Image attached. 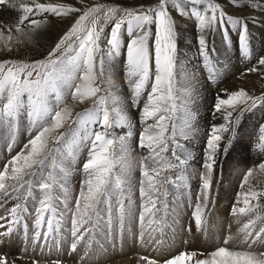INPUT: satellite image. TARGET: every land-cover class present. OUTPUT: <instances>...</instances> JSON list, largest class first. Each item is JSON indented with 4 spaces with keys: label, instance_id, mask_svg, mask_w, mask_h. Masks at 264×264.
<instances>
[{
    "label": "rangeland",
    "instance_id": "rangeland-1",
    "mask_svg": "<svg viewBox=\"0 0 264 264\" xmlns=\"http://www.w3.org/2000/svg\"><path fill=\"white\" fill-rule=\"evenodd\" d=\"M43 1L45 3L46 1L64 3L81 9V11L94 4L142 10L140 6L146 9L158 2V0ZM209 2L210 0H197L196 3H190L189 0H176L180 8L185 11V15H181L176 9L169 7L175 25L176 44V73L174 78L176 91L174 94L177 96V110L173 122L178 131L183 129L184 134L177 135L175 143L170 141L168 145L170 150L161 154L175 166L167 168L161 173L160 182L156 185L158 192L149 189L148 180L142 175L144 171L142 165L149 170L158 167V165L149 158L151 155L149 148L139 147L140 134L146 127V123L153 124L155 122L153 119H148L145 123L142 112L143 106L147 102L152 80H149V86L142 93L139 102H133L132 89L128 88L130 85L129 77L127 70L125 71L127 69L126 45L129 37L122 28L123 46L120 54L111 59L105 57L103 75L105 79L112 81L115 86L113 91L119 97L124 95L129 100L128 102L121 100L128 118V124L110 129L111 136L113 138L127 136L129 131L132 135L127 136L126 151L121 152L117 149L114 152V167L109 191L107 196L102 197L96 205L95 214L90 213L92 220H98L103 231L109 233L110 242H112L111 233L115 232L117 235L116 240L114 239L115 243L112 242L110 245L112 246L109 249L111 252L106 258H101L100 251L105 250L106 245H99L101 248L97 249L98 241L95 240L94 242V239L89 241L87 234L88 237L85 235V240L77 245L75 251H72L70 247L74 239L71 237L70 231L75 201L79 198L82 190L86 191L84 182L88 177L83 171V163L88 158L86 154L89 153V142L85 140L78 148H74V159L69 157L66 143L71 142L72 134L79 127L69 122L60 130L65 133L61 142L50 144V147L59 150L53 155L65 172L57 171L55 173L63 188L54 186L52 207L55 211L50 210L45 213V221L51 219L53 222V232L48 234V238L46 240L43 238L44 233L47 232L46 223L40 229H37L35 225V209L39 207L42 193L35 186L34 177L32 178V194L26 200L23 197L27 195V185L25 189H21V199H16L13 196L4 197L0 194V216L7 217L8 210L16 203H24L27 207V213L23 215L20 223L14 226L13 233L10 236L0 237V257L7 258L8 264H107L115 256L130 255V252L138 248L137 246L143 244L141 249L148 252V256L144 254V257L146 255L148 259L157 261V264H164L167 259L182 252H195L197 253L195 259H203L219 247H227L235 251L264 252V234L249 249L248 244L245 243L246 234L240 231L249 220L255 221L249 231H258L264 227V195H260L257 200L251 201L252 205H255L252 211L247 214L238 212L240 207H245L243 204L244 193L253 190L264 193V170L259 168V165L264 163V147H262L264 140H261V136L264 135V132L261 131L264 127V102H257L255 108L248 110L251 105L249 102V106H245V110L240 113L233 127L228 132L219 133L222 139L219 142L220 147L210 173L211 188L206 201L202 188L204 178L209 175L207 168L203 167L206 160L207 139L213 127L220 128L226 123L223 112H218L219 117L213 116V113H216V103L219 99H226L228 94L239 89L246 90L253 97L264 95V66L258 63L259 58L264 57V47L261 46V42H264V0H235V3L232 0H211V2L219 4L226 15L222 22L218 18L212 29L201 31L198 26L199 22L192 15V11L205 10ZM19 4L18 0H8V3L0 9L6 14L10 13L13 17L18 18L20 17ZM44 14H48L49 18L61 26L54 29L43 23L41 27L34 29L25 21L22 27L25 31L30 32V36L20 37L22 41L20 43L16 42L14 32L17 25L16 20L6 23L0 19V27L13 29L14 37L11 43V52L6 50L4 42H0V61L22 60L31 63L45 59L50 49L70 29L81 13L73 12L66 16ZM228 17L242 19L247 25L250 57L247 60L244 59L243 56L245 55L241 50L240 35L242 29L239 25L234 26L229 22ZM35 18L39 19L40 16L36 15L29 19ZM110 29L111 24L107 25L104 33H102L100 41L102 51L107 47L106 38L109 36ZM156 31V25H152L151 33L153 35L149 39L150 50ZM200 35H203L207 42V56L202 54L198 44V36ZM37 46L39 47L37 48ZM230 48L234 50L232 51ZM230 50L231 52L236 50L237 54L239 52L240 56L236 62L227 61L228 58L226 61L219 60L217 62L223 57L224 51L229 53ZM209 55L216 58L212 60ZM118 62H124V65H120ZM115 63L118 68L114 67ZM253 68L256 70L249 71ZM260 76L263 78H259ZM66 103L72 106L73 120L76 113L83 112L92 106L87 101L75 103L70 98L66 100ZM237 112H240V109H237ZM237 112L233 113L234 118L237 116ZM186 124L187 126H185ZM169 127H171V122ZM92 130L102 131L95 125L92 126ZM35 133L36 129L30 127L28 120L23 115L19 119L14 141L9 140L6 132L0 129V172H3L5 165H8L10 166L8 177L11 176L12 165L9 162L18 153L27 151L25 145ZM175 144L180 147L176 148ZM259 146L262 148L261 151L260 148L258 149ZM173 149L175 156H179L182 163H177L171 152ZM249 170H252L253 174L248 177V182L244 183ZM116 177H119L123 182L120 187H117L114 182ZM6 179L4 181L6 185L14 183L11 179ZM142 182L145 192H148L149 196L156 202V208L152 213H144L143 221L140 220L141 212L145 206L150 208L151 204L148 202V197L141 196ZM121 201L125 208L122 226L118 222L117 211V204ZM198 204L203 211V222L199 228L194 219L195 208ZM82 206L83 201H81ZM234 207L237 209L236 214H233ZM27 217H31V220L28 221ZM78 217L76 216L77 220L80 219ZM7 218L11 219V217ZM63 220L65 221L62 222ZM131 221L132 230H130L129 224ZM154 222V227L151 228L150 226ZM0 223H5L7 227L6 221L0 220ZM87 226L85 225V227ZM161 226H164L165 230L163 229V234L160 236ZM111 227L114 228V231L111 230ZM188 228H190L189 234L187 233ZM5 230L6 228L0 229V232ZM36 231L41 232L39 241L34 238ZM103 231L97 232L101 234ZM125 232L128 233L130 239L127 246H125L127 239H123ZM254 234L253 231V236ZM225 240H227L226 244ZM160 244L162 250L158 254L157 250L161 247H156Z\"/></svg>",
    "mask_w": 264,
    "mask_h": 264
},
{
    "label": "snow or ice",
    "instance_id": "snow-or-ice-1",
    "mask_svg": "<svg viewBox=\"0 0 264 264\" xmlns=\"http://www.w3.org/2000/svg\"><path fill=\"white\" fill-rule=\"evenodd\" d=\"M189 2L196 3L197 0H189ZM232 2L235 3V0ZM7 3L8 0H0V4ZM169 7L176 9L181 15L186 14L176 0H158L155 5L146 9L140 6L142 10L94 4L81 11L64 3H42L37 0H22L19 4L22 14L14 29L17 43L22 42L20 37L30 36V32L22 27L25 21L34 29L43 24V21L29 19L30 16L43 13L56 16H66L73 12L81 13L70 29L50 49L45 59L31 63L22 60L0 61V129L6 132L9 140L14 141L21 115L28 120L30 127L36 129L35 135L25 145L27 151L18 153L9 162L12 165L11 176L8 177V165H5L3 172H0V194L4 197L13 196L21 199V189H25L27 185V195L23 197L26 200L32 194V178H35V186L42 193L39 207L35 209V225L37 229H40L46 223L47 232L43 236L45 240L48 234L53 232L52 220L45 221V213L50 210L55 211L52 207L53 188L54 186L63 188L55 174L57 171L65 172L53 155L59 150L50 147V144L59 143L63 139L65 133L60 130L69 122L79 126L72 134L71 142L66 143L67 154L73 159L75 158L74 148H78L85 140L89 142L88 158L83 163V171L88 177L84 182L86 191L82 190L75 201V211L71 220L70 235L74 238L70 245L72 251H75L77 245L85 240V235H90L92 228L96 227L95 224L92 228L85 225L92 221L90 213L95 214L96 205L102 197L107 196L109 191L114 167V152L117 149L121 152L126 151L127 136L132 135L129 131L127 136L115 138L111 136L109 130L113 127L125 126L128 124V118L121 98L113 91L115 86L103 75L105 57L111 59L120 54L123 46L122 28L129 37L126 45L127 75L135 103L139 102L142 93L149 86V80H152L142 112L145 123L148 119H153L155 122L146 123L139 138V147L149 148L151 150L149 158L158 165L150 170L142 165L144 168L142 175L147 178L149 189L158 192L156 185L160 182L161 173L175 166L161 155L169 150L170 141L175 143V137L184 134L183 129L178 131L173 122L177 110V96L174 94L176 91L174 79L176 44L175 25ZM192 15L197 18L198 26L203 31L212 29L218 18L222 22L226 14L219 4L210 0L205 10H193ZM228 20L234 26L241 27V50L245 56L249 55L247 25L239 18L228 17ZM109 24L111 29L106 38L107 47L102 51L101 36ZM152 25H156L157 31L150 50L149 39L153 35ZM13 39V29L0 27V42H4L9 52L12 51ZM198 44L202 54L207 56V42L203 35L198 36ZM258 63L264 66V57L259 58ZM255 70V68L249 69V71ZM69 98L75 103L87 101L92 106L83 112L76 113L73 120L72 106L66 103ZM249 102L251 105L248 110H251L257 106V102H264V95L253 97L246 90L239 89L228 94L226 99H219L215 105L216 112H223L226 123L220 128L213 127L207 139L206 160L203 167L207 168L209 175L204 178L202 185L205 201L211 188L210 173L222 139L219 133L228 132L233 127L240 113L245 110V106H249ZM237 109H240V112H237ZM234 112H237L235 118ZM170 122L171 127H169ZM94 125L102 131H93ZM261 131L264 132V127ZM261 140H264V135L261 136ZM175 147L180 146L175 144ZM172 155L175 156L174 149ZM175 159L178 164L182 163L179 156H175ZM259 168L264 170V163H261ZM252 174V170H249L244 183L248 182V177ZM6 178L14 183L6 185L4 182ZM114 182L117 187L123 183L119 177H116ZM140 192L142 197H148V202L151 204L150 208L145 206L141 212L140 220L143 221L144 213H152L156 208V202L148 192H145L143 182ZM243 195L245 207H240L238 212L247 214L255 208L251 201L257 200L264 193L253 190ZM81 201H83L82 207ZM117 211L118 222L122 226L125 214L122 201L118 202ZM236 212L237 209L234 207L233 214ZM25 213H27L25 204L16 203L7 213V217L11 219L0 216V220L6 221L7 224L6 227L5 223H0V229L6 228L5 231L0 232V237L10 236L14 226L20 223ZM76 216L80 219L77 220ZM194 219L199 228L203 222V211L199 204L195 208ZM254 223V220H249L240 229L246 234L245 243L248 244L249 249L264 234V227H261L258 231L253 230L255 232L253 236V231L249 229ZM34 238L39 241L41 232L36 231ZM226 243L227 240H225ZM196 256L195 252H182L167 259L164 264H192L193 261L194 264H264V252L235 251L227 247H219L203 259H195ZM141 259L145 260L146 264H157V261L149 260L147 257ZM0 264H8L7 258L0 257Z\"/></svg>",
    "mask_w": 264,
    "mask_h": 264
},
{
    "label": "bare ground",
    "instance_id": "bare-ground-1",
    "mask_svg": "<svg viewBox=\"0 0 264 264\" xmlns=\"http://www.w3.org/2000/svg\"><path fill=\"white\" fill-rule=\"evenodd\" d=\"M20 3L22 2V0H18ZM54 1V0H53ZM37 2H42V3H45V1H43V0H37ZM47 2V1H46ZM4 6V4H1L0 5V7L2 8ZM11 10V9H10ZM19 10V16H21V11H20V8L18 9ZM34 16H36V15H33V16H30L29 18H32V17H34ZM37 16H40V18L39 19H37V18H35V19H37V20H40V21H43V23H46V24H48L49 26H50V28H56V29H58V26H61V25H59V23H57V22H55L52 18H49V16H48V14H39V15H37ZM19 18L20 17H18V18H15V17H13L12 16V14H10V13H8V14H6L5 12H3L1 9H0V19L2 20V21H4V22H10L11 20L13 21V20H16L15 22H16V24L18 23L17 21H19ZM64 21H66V20H64ZM27 23V22H26ZM60 28V27H59ZM60 30V29H59ZM261 41V40H260ZM41 42V41H40ZM39 42V43H40ZM35 43H36V41H35ZM262 44H261V46H263L264 47V42H261ZM39 46H37V48H38ZM236 47V46H235ZM262 47V48H263ZM262 48H261V50H262ZM230 49H232V48H230ZM234 49H232V51H233ZM235 53V54H234ZM244 54V53H243ZM223 57H221V59H218L217 60V62L219 61V60H223V61H226V58H228L227 59V61H229V60H232V61H237V59L239 58V56H240V54H239V52H238V54H237V51L235 50L234 52H231V50L229 51V53H227V52H225L224 51V53H223V55H222ZM257 56V55H256ZM209 57L212 59V60H214V58H216V57H214L213 55H209ZM244 57V59L245 60H247V58L249 59L250 57H249V55H247V56H243ZM121 58H123V57H121ZM225 58V59H224ZM120 61V60H119ZM216 62V61H215ZM109 63H111V61H109ZM118 63H120V65H124L123 63L124 62H118ZM212 64H214L213 63V61H212ZM211 64V65H212ZM248 64V63H247ZM113 65V64H112ZM126 65V64H125ZM127 66V65H126ZM213 66V65H212ZM114 67H117V64L115 63L114 64ZM118 68V67H117ZM112 70V69H111ZM127 69H125V71H126ZM113 71V70H112ZM114 72V71H113ZM252 73V72H251ZM259 78H261V76L259 77ZM263 78V77H262ZM261 78V79H262ZM128 88H131V86L129 85L128 86ZM209 88H210V86H209ZM132 89V88H131ZM124 90V89H123ZM120 92V91H119ZM222 92V91H221ZM144 93V92H143ZM224 94V93H223ZM132 95V94H131ZM121 100H124V101H126V102H128L129 100L127 99V98H125V96L124 95H122L121 97ZM134 102V101H133ZM130 105V104H129ZM128 105V106H129ZM141 107V106H140ZM129 109V108H128ZM127 109V110H128ZM214 115V117H219L218 116V112H216V113H213ZM221 119V118H220ZM258 146V145H257ZM256 146V147H257ZM260 148V151H261V146H259L258 147V149ZM89 149V148H88ZM170 150V149H169ZM259 151V152H260ZM89 152V151H88ZM88 152H86V153H88ZM172 152V151H171ZM260 155H262L261 153H259ZM87 156H88V154H86ZM86 156V157H87ZM263 157V156H262ZM87 159V158H86ZM10 166H8V168H9ZM5 180H7V179H5ZM65 212V211H64ZM31 217H27V220L28 221H30L31 219H30ZM79 218V217H78ZM65 220H63L62 222H64ZM93 224H96V228H95V231L93 232V230H94V228L92 229V231H91V234L89 235V241H91V240H93L94 242H95V240L96 241H98V243L99 244H97L98 245V247H97V249L98 248H101L99 245H101V246H105L104 247V249L105 250H101L100 252V257L101 258H106L107 257V255H108V253H110L111 252V250L109 251V249L112 247V246H110V245H112V242L113 243H115V240H116V237H117V235L115 234V232H113V233H111L112 234V242H110L109 241V239H110V237H109V233H106V232H104L103 231V229H102V227L100 226V222H98V220H92L89 224H88V228H92V225ZM129 224H130V227H131V229L130 230H132V221L131 222H129ZM154 224H155V222L150 226L151 228H153L154 227ZM158 225V224H157ZM127 226V225H126ZM97 227H98V229H97ZM127 228V227H126ZM157 228V227H156ZM163 229H164V226L162 227L161 226V228H160V236L163 234ZM111 230L112 231H114V228L113 227H111ZM165 230V229H164ZM190 228H188V234L190 233ZM97 231H103L101 234L100 233H98ZM109 231V230H108ZM127 232V231H126ZM125 232V236H124V238L123 239H127V242H125L126 244H125V246H127L128 245V241L130 240L129 239V236H128V233H126ZM134 232V231H133ZM65 235V234H64ZM88 235V234H87ZM86 235V236H87ZM95 236V237H94ZM159 236V235H158ZM88 237V236H87ZM115 239V240H114ZM87 240H88V238H87ZM172 243V242H171ZM95 244V243H94ZM144 246V244L142 245V246H137L138 248L135 250V251H132V252H130L129 254L131 255H127V256H125V257H121V255H118V257H116L115 256V258H113L112 260H110L107 264H135V263H137V262H139V263H141V264H146V261L145 260H143V259H141L142 257H144V254H146L147 256H148V252H144L141 248ZM160 248L159 250H157L158 251V254H160L161 253V250H162V245L160 244V246H157L156 248ZM95 248V247H94ZM131 248V247H130ZM164 248V247H163ZM96 250V249H95ZM94 250V251H95ZM78 251V250H77ZM11 252H13V251H11ZM115 252H116V250H115ZM119 252V251H118ZM127 252V251H126ZM155 252V251H154ZM121 253V252H120ZM116 254V253H115ZM127 254H128V252H127ZM75 255V254H74ZM126 255V254H125ZM146 255H145V257H146ZM100 258V259H101ZM148 258V257H147ZM150 260V259H149ZM93 264V263H92ZM104 264V263H103Z\"/></svg>",
    "mask_w": 264,
    "mask_h": 264
}]
</instances>
